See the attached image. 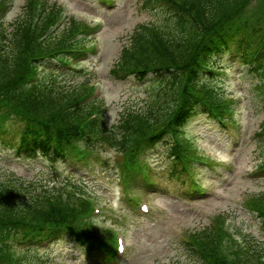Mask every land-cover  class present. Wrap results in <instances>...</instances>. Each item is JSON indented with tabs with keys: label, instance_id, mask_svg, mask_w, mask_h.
Returning a JSON list of instances; mask_svg holds the SVG:
<instances>
[{
	"label": "trees",
	"instance_id": "trees-1",
	"mask_svg": "<svg viewBox=\"0 0 264 264\" xmlns=\"http://www.w3.org/2000/svg\"><path fill=\"white\" fill-rule=\"evenodd\" d=\"M6 1L0 0V141L14 148L13 158L20 159L18 150L34 144L39 145L44 156L68 163L69 156L76 152L71 139L80 137L84 121L97 113L91 126H87L92 157L95 158L99 146L114 148L118 154L115 170L120 178H129L132 174L140 175L141 159L163 144L170 173L175 175L172 177L186 183L188 176L180 163L178 142L182 145L181 139L185 137L183 146L191 156L195 149L183 128L198 111H214L222 121L231 118L228 104L222 106L227 101L224 95L214 86L213 79L205 75L218 71L216 59L232 57L236 50H242L244 61L251 62L253 75L261 80L260 90L264 94V27L249 20V10L244 9L249 0H139L143 9H164L170 22L139 24L110 74L118 81L133 77L158 86L144 109H125L114 126L106 122V106L101 97L87 105L71 107L89 92V85L69 90L57 86L58 77L66 74L61 66L68 59L91 52L90 40L84 36L91 27L72 21L60 33L47 34L59 8L47 9L45 0H29L27 15L9 31L5 28V16L1 17ZM38 4L40 11H36ZM263 4L259 10L262 13ZM255 52L257 58L253 57ZM57 61L59 66L53 64L48 76L30 86L41 63L51 66ZM10 120L20 121L21 126L11 125ZM260 128L256 137L264 143V123ZM76 178L73 174L64 184H51L43 179L7 175L0 168V264H10L13 245L27 240L38 242L56 230L62 231L63 240L84 246L92 244L96 258L111 256L114 247L110 229L88 221L83 226L76 224L91 208V195L81 189L83 183H77ZM189 189H195L192 182ZM260 196L248 201L251 209L260 208L264 194ZM259 213L264 228V208ZM224 222V215H220L212 227L189 234L187 246L195 261L264 264L258 258L259 251L257 256L244 255L239 246L236 259L230 262L225 257L220 249ZM34 255L31 249L14 264H43L35 262L31 258Z\"/></svg>",
	"mask_w": 264,
	"mask_h": 264
},
{
	"label": "rangeland",
	"instance_id": "rangeland-1",
	"mask_svg": "<svg viewBox=\"0 0 264 264\" xmlns=\"http://www.w3.org/2000/svg\"><path fill=\"white\" fill-rule=\"evenodd\" d=\"M7 1L12 5L8 6L4 23L5 28L12 31L14 24L27 15L29 0ZM103 1L45 0L47 9L50 6L63 8L66 14L57 33L67 29L72 21L81 22L84 27L102 23L93 37L99 52L90 54V58L79 64L72 74L58 77L57 86L69 90L98 84L106 106V122L114 126L125 109H144L147 101L154 97L152 92L158 85L133 77L123 82L115 80L110 74L111 68L121 58L123 48L130 45L131 35L139 24L158 22L166 25L170 21L164 9H143L139 0H114L110 6L114 9L103 6ZM263 3L264 0H250V10L246 12L249 20L260 27H264V11H259ZM40 8L38 6L36 11ZM242 60L245 62L243 57ZM59 63L52 64L59 66ZM47 64L50 63L43 62L40 66ZM219 65L223 70L214 77L216 85L220 86L225 98L233 99L229 101L232 118L239 126L232 127L228 123L224 126L210 115L198 112L184 129L186 135L195 139L193 154L204 157L213 165H203L197 171L200 184L211 186V193L205 198L188 201L181 197L186 188L182 181L171 177L163 144L150 150L146 156L148 174L160 191L157 190L155 195H140V202L150 206L145 216H135L128 211L130 198L137 197L139 192L126 188L115 170L118 154L114 148L99 146L95 151L99 158H88L89 168H83L78 174L86 182L83 189L90 191L98 206L103 208L96 224L113 232L123 231L120 234L124 236L128 252L121 264H200L188 248L187 238L190 233L212 227L214 219L220 215L227 217L224 228L230 232L231 242L236 241L232 251H236V245L241 243L246 247L244 255L253 253L257 256L259 251L264 256V231L256 212L248 206L250 199L264 194V179L251 178L260 172L263 161L261 150L264 143L256 137L264 123L261 80L249 73L248 66L236 64L232 70L230 66ZM10 121L11 125L21 126L18 120ZM13 153V147L0 141V168L7 175L43 179L59 185L65 181L67 171L62 169L60 162L57 164L46 157L41 158V155L36 159H16ZM259 203V207L264 208V197ZM31 258L35 262L41 260L43 264H100V258L88 259L84 246L71 241L57 242L46 251L36 250Z\"/></svg>",
	"mask_w": 264,
	"mask_h": 264
}]
</instances>
